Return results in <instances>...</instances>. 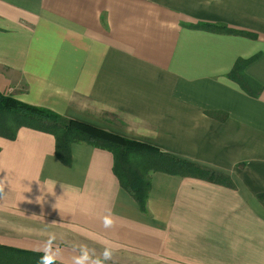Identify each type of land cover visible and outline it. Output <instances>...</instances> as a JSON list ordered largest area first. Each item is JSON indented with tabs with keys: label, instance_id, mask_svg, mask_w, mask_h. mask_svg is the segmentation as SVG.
Listing matches in <instances>:
<instances>
[{
	"label": "crops",
	"instance_id": "crops-1",
	"mask_svg": "<svg viewBox=\"0 0 264 264\" xmlns=\"http://www.w3.org/2000/svg\"><path fill=\"white\" fill-rule=\"evenodd\" d=\"M259 52L253 96L228 74ZM0 91L233 182L153 171L143 212L110 150L74 142L67 165L52 133L21 127L0 135V264H37L50 234L58 264L81 244L111 248L107 264H264V0H0Z\"/></svg>",
	"mask_w": 264,
	"mask_h": 264
},
{
	"label": "trees",
	"instance_id": "trees-1",
	"mask_svg": "<svg viewBox=\"0 0 264 264\" xmlns=\"http://www.w3.org/2000/svg\"><path fill=\"white\" fill-rule=\"evenodd\" d=\"M193 27L256 37L254 33L244 29H235L220 23L201 21ZM261 56L262 52H259L249 58H239L228 74L253 96L260 94L262 85L247 74L246 67ZM21 127L52 133L56 139V154L67 165L72 163L71 147L74 142H87L95 147L110 150L114 156V172L121 186L136 199L143 212H148L147 202L153 171L200 178L222 185L233 184L231 177L221 171L160 151L148 143L118 135L86 122L63 117L49 108L26 103L0 91V135L15 139ZM4 249L13 252L12 249L6 247ZM18 252L20 253L18 255H21L20 264H34L28 258L29 252ZM16 258L17 256L13 254H7L3 264H17Z\"/></svg>",
	"mask_w": 264,
	"mask_h": 264
},
{
	"label": "clouds",
	"instance_id": "clouds-1",
	"mask_svg": "<svg viewBox=\"0 0 264 264\" xmlns=\"http://www.w3.org/2000/svg\"><path fill=\"white\" fill-rule=\"evenodd\" d=\"M6 180L7 177L0 179V194L4 193ZM42 199V196L37 197V202H41ZM113 224L114 221L110 216L104 218L105 228H111L113 227ZM55 242V234H50L44 244L39 249H37V251L42 253L37 260V264H58V260L61 257L62 252L59 247L54 246ZM78 251L79 255H75L71 258V264H107L108 261L113 259V250L109 247H106L99 255H96L94 249H89L88 246L84 244L78 246Z\"/></svg>",
	"mask_w": 264,
	"mask_h": 264
},
{
	"label": "rangeland",
	"instance_id": "rangeland-1",
	"mask_svg": "<svg viewBox=\"0 0 264 264\" xmlns=\"http://www.w3.org/2000/svg\"><path fill=\"white\" fill-rule=\"evenodd\" d=\"M262 260H264V258H262Z\"/></svg>",
	"mask_w": 264,
	"mask_h": 264
}]
</instances>
